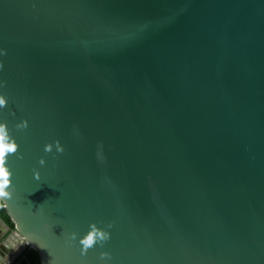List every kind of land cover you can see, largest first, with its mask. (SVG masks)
Listing matches in <instances>:
<instances>
[{
    "label": "water",
    "instance_id": "95a60500",
    "mask_svg": "<svg viewBox=\"0 0 264 264\" xmlns=\"http://www.w3.org/2000/svg\"><path fill=\"white\" fill-rule=\"evenodd\" d=\"M0 98V264H264V0H0Z\"/></svg>",
    "mask_w": 264,
    "mask_h": 264
},
{
    "label": "clouds",
    "instance_id": "9594fccd",
    "mask_svg": "<svg viewBox=\"0 0 264 264\" xmlns=\"http://www.w3.org/2000/svg\"><path fill=\"white\" fill-rule=\"evenodd\" d=\"M0 100H2V98H0ZM8 149L14 151L16 149V144L8 141L4 131V126L0 124V178L3 177L4 173H7L8 175V172L4 167L5 155ZM44 162L45 161L43 159L40 160L41 164H44ZM6 183H8L7 180L5 179L0 180V188H2V185ZM92 243H93V234H89L87 238L84 240V244L88 246L91 245Z\"/></svg>",
    "mask_w": 264,
    "mask_h": 264
},
{
    "label": "trees",
    "instance_id": "16d2710c",
    "mask_svg": "<svg viewBox=\"0 0 264 264\" xmlns=\"http://www.w3.org/2000/svg\"><path fill=\"white\" fill-rule=\"evenodd\" d=\"M2 201L0 200V217L6 221L11 228L14 227V224L10 217L7 215L6 210L1 208ZM16 264H41L39 254L33 249H26L22 255L17 259Z\"/></svg>",
    "mask_w": 264,
    "mask_h": 264
},
{
    "label": "snow or ice",
    "instance_id": "6c2138e0",
    "mask_svg": "<svg viewBox=\"0 0 264 264\" xmlns=\"http://www.w3.org/2000/svg\"><path fill=\"white\" fill-rule=\"evenodd\" d=\"M4 103H5V101H4L3 99L0 100V105H2V104H4ZM12 151H13V150H11V149H8V150H7V152H12ZM3 177L6 178V177H7V173H4V174H3ZM5 180H7V179H5ZM2 186H3V185H2Z\"/></svg>",
    "mask_w": 264,
    "mask_h": 264
},
{
    "label": "flooded vegetation",
    "instance_id": "af4514ba",
    "mask_svg": "<svg viewBox=\"0 0 264 264\" xmlns=\"http://www.w3.org/2000/svg\"><path fill=\"white\" fill-rule=\"evenodd\" d=\"M18 244H19V243H18ZM18 244L15 246L16 248L14 247L15 249H17V247H19ZM22 249H23V248L17 249V252H21V251H22V252L24 253V250H22ZM14 255H16V253H14L12 256H14Z\"/></svg>",
    "mask_w": 264,
    "mask_h": 264
}]
</instances>
